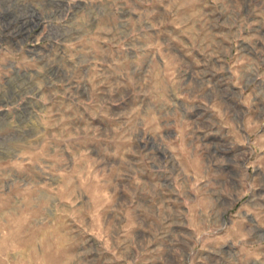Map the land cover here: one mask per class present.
<instances>
[{
  "label": "rangeland",
  "instance_id": "1",
  "mask_svg": "<svg viewBox=\"0 0 264 264\" xmlns=\"http://www.w3.org/2000/svg\"><path fill=\"white\" fill-rule=\"evenodd\" d=\"M0 264H264V0H0Z\"/></svg>",
  "mask_w": 264,
  "mask_h": 264
}]
</instances>
